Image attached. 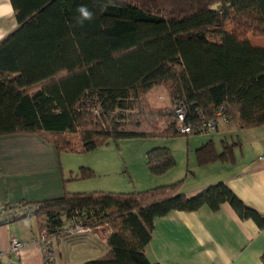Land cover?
<instances>
[{"label": "trees", "instance_id": "trees-1", "mask_svg": "<svg viewBox=\"0 0 264 264\" xmlns=\"http://www.w3.org/2000/svg\"><path fill=\"white\" fill-rule=\"evenodd\" d=\"M10 1L19 28L0 43V136L45 133L60 155L91 152L111 140L189 138L205 132L198 130L199 112L215 120L221 106L230 122L264 125V0ZM82 5L93 19L81 27ZM158 85L167 86L174 109L146 104ZM180 106L187 112L183 123ZM180 124L192 134L182 135ZM233 148L217 154L209 142L196 151L199 165L227 161ZM146 159L156 176L176 166L167 148ZM185 180L132 194L65 189L61 199L41 203L36 218L56 229L64 216L79 217L77 211L107 222L109 254L85 264H153L146 248L155 221L174 211L229 204L264 230V217L225 183L188 197L179 193Z\"/></svg>", "mask_w": 264, "mask_h": 264}, {"label": "crops", "instance_id": "crops-1", "mask_svg": "<svg viewBox=\"0 0 264 264\" xmlns=\"http://www.w3.org/2000/svg\"><path fill=\"white\" fill-rule=\"evenodd\" d=\"M18 28L11 1L0 0V43ZM222 126L217 133L225 140L209 142L217 154L233 146L231 158L201 166L194 147L188 144L184 175L173 174L155 188L186 178L179 193L192 197L211 185L225 183L245 205L264 217V125L245 128L231 121ZM228 133L236 137L231 145ZM59 158L45 133L1 135L0 208L19 204L35 207L64 197L68 186ZM41 228L39 217L0 225L1 247L9 257L4 264L18 261L9 252L12 237L29 240L37 237ZM107 235L108 229L102 227L95 235L60 238L55 245L57 264H85L106 257L110 252ZM263 254L264 230L251 219H241L229 204H223L219 211L205 206L196 212L174 211L158 218L146 248L153 264H263ZM21 264H44L41 246L27 248Z\"/></svg>", "mask_w": 264, "mask_h": 264}, {"label": "rangeland", "instance_id": "rangeland-1", "mask_svg": "<svg viewBox=\"0 0 264 264\" xmlns=\"http://www.w3.org/2000/svg\"><path fill=\"white\" fill-rule=\"evenodd\" d=\"M144 101L154 109L171 110L175 108V102L165 85L155 86L146 94ZM135 112L133 113L136 114L137 112ZM129 114L127 113L126 115ZM68 137H72V139L77 138L76 136ZM227 138V142L230 145L233 139H236L235 135L231 133H228ZM188 139L191 142L188 143ZM211 140L222 142L225 139L224 137L220 138L216 132H204L189 138L185 136L166 137L149 135L134 139L111 140L106 145H102L91 152L61 153L59 160L60 165L65 170L67 189L71 194H93L96 192L105 194H132L151 190L159 185V182H165L166 179L178 172L181 173L180 175H184L183 173L187 164L186 152L188 144L192 148L194 147L193 152L195 153L197 147ZM164 148L170 150L177 165L173 170L161 176H156L147 167V154L152 150ZM82 169L90 170L92 176L89 177L87 172L83 173ZM100 229L101 227L99 229L94 227L93 234H90L95 235V232L100 231ZM12 262L13 260L10 263ZM14 264H21V258H18V261H14Z\"/></svg>", "mask_w": 264, "mask_h": 264}, {"label": "built area", "instance_id": "built-area-1", "mask_svg": "<svg viewBox=\"0 0 264 264\" xmlns=\"http://www.w3.org/2000/svg\"><path fill=\"white\" fill-rule=\"evenodd\" d=\"M227 109L221 106L218 110L215 120L206 121L204 115L199 112V117L202 121V125L198 130L205 131L206 133L218 132L222 125L230 123L229 118L226 115ZM180 123H183L187 112L183 106H180L177 110ZM178 130L182 135H190L193 132L191 126H183L180 124ZM38 206L30 205H5L0 208V225H8L14 221V219L20 220L24 216L36 217ZM79 217L64 216L60 222V227L52 228L46 224L43 225L41 231L37 237H33L29 240H20L16 237L10 239V254L21 258L22 253L29 247L39 245L42 248L44 264H57V254L55 250V244L57 238L63 237H80L93 234L94 227L107 228L108 223H99L93 219H88L80 211L76 212ZM81 214V215H80ZM3 251L0 243V264H4L5 259L9 258ZM11 264H14L12 262Z\"/></svg>", "mask_w": 264, "mask_h": 264}, {"label": "clouds", "instance_id": "clouds-1", "mask_svg": "<svg viewBox=\"0 0 264 264\" xmlns=\"http://www.w3.org/2000/svg\"><path fill=\"white\" fill-rule=\"evenodd\" d=\"M79 15L76 17L77 24L83 26L86 21H91L93 19V13L86 7L80 6L77 9Z\"/></svg>", "mask_w": 264, "mask_h": 264}]
</instances>
